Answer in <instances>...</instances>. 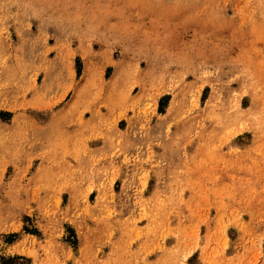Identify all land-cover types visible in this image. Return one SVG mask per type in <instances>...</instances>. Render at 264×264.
Returning <instances> with one entry per match:
<instances>
[{
  "label": "rangeland",
  "instance_id": "374dc122",
  "mask_svg": "<svg viewBox=\"0 0 264 264\" xmlns=\"http://www.w3.org/2000/svg\"><path fill=\"white\" fill-rule=\"evenodd\" d=\"M0 264H264V0H0Z\"/></svg>",
  "mask_w": 264,
  "mask_h": 264
},
{
  "label": "crops",
  "instance_id": "0c3cea01",
  "mask_svg": "<svg viewBox=\"0 0 264 264\" xmlns=\"http://www.w3.org/2000/svg\"><path fill=\"white\" fill-rule=\"evenodd\" d=\"M57 73H58V72H57ZM57 73H56V72H55V73H52V74H51L52 78H53L54 76L57 77V75H58ZM52 92H53V91H52ZM54 107H55V106H54ZM98 146H100V145L98 144ZM105 151H107V154H108V153H111V150H110V148H109L107 145H106V147H105ZM127 153H128V155L131 154V156L134 155L133 150H128Z\"/></svg>",
  "mask_w": 264,
  "mask_h": 264
},
{
  "label": "trees",
  "instance_id": "16d2710c",
  "mask_svg": "<svg viewBox=\"0 0 264 264\" xmlns=\"http://www.w3.org/2000/svg\"><path fill=\"white\" fill-rule=\"evenodd\" d=\"M34 233H36V232H34Z\"/></svg>",
  "mask_w": 264,
  "mask_h": 264
}]
</instances>
